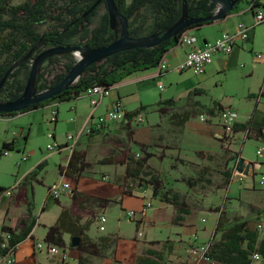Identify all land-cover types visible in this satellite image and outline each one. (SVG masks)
Returning a JSON list of instances; mask_svg holds the SVG:
<instances>
[{
	"label": "crops",
	"instance_id": "0c3cea01",
	"mask_svg": "<svg viewBox=\"0 0 264 264\" xmlns=\"http://www.w3.org/2000/svg\"><path fill=\"white\" fill-rule=\"evenodd\" d=\"M251 2L252 0H243L226 18L203 24L210 25L211 28L209 32H206V30L202 32L203 40L197 41L196 46L198 47H202L207 41H214L223 32H234L239 22H243L248 26L253 25L249 30V37L238 40L230 53H216L205 72L197 74L190 69L180 70L177 68L178 64L184 60L189 49L184 45H179L167 53L169 64L167 70L159 72L157 68H150L135 71L112 86L110 94L104 100L106 102L104 108L106 113L111 109L114 102L120 100L126 111H134L141 106H149L141 112L144 116L143 113L150 108H154L156 112H159V106L157 105L159 100L173 98L175 104L170 107L166 105L165 107L169 110L164 114L159 112V121L154 124L147 123L146 118L141 123L132 122L130 126L132 132L129 133V129L122 121H109L105 124H99V117L105 116L106 113L100 115L97 119L94 118V115L90 117L85 115V117L77 119L79 113H84L83 106L85 107V102H82L81 99L83 94L76 99L64 101L70 103L66 109L72 113L68 133H79L85 127H90L94 132L84 131L76 145L71 147L67 135L66 138L64 136V139H59L56 132L60 108L62 107L60 103L63 102H53L47 105L51 107L57 104L56 120L49 122L52 124L53 130L51 131L54 133L56 141L59 140L58 142L62 144V147L56 150L61 158L59 163L56 164L57 173L54 181L61 178L68 180L76 189V193L74 195L66 193L56 200L48 192L42 211L38 215L35 207L34 183L44 184L43 179L39 178V171L46 166L47 159L40 161L34 168L30 167L32 169L26 167L21 178L14 184H18V187L13 195L11 197L3 196L0 200V237L5 241L9 237L7 232L2 231L3 226H9L15 229L16 232H27L32 222H34V225L27 237L15 247L13 252L0 257V264H44V255L48 259L51 256L49 259L50 264H78L80 253L75 249L72 241L73 237L78 236L77 234L80 233L94 240H98L103 236L115 239V245H112L114 250L109 249L104 252L102 255L106 257L88 256V264H136L138 256L143 253L145 248L143 243L140 244L139 236H135L137 241L133 238V240L126 242L119 233L103 232L106 230V224H104V229L100 228L102 223H100L99 216L104 214L107 222L106 210L115 203H119L122 214L130 209L136 211L142 209L145 200L137 191L136 186L131 189L132 194L124 193L125 184L129 187L135 185L134 182L125 179V152L129 151L128 154L140 152L139 143L147 145L148 150L154 154L149 159L150 166L153 165L152 159H170L172 153L179 157L182 163H186L184 159L187 150L198 155L200 159L204 158L202 160L211 158L215 154L220 159L221 164L222 162L226 164L228 162L226 161L228 159L226 149L230 148L232 154H234L237 151L233 147L236 143L240 145V156L234 158V162H228V167L234 169L235 162L240 157L245 158L247 161H254L248 145L251 143L257 153L259 147H264V135L253 136L243 143L244 131L233 134L226 133L218 115L219 110L216 107V104H219L221 107L236 109L239 112L237 123H245L252 118L251 127L264 134V23L255 24L254 13L250 8ZM258 4L264 7V0H258ZM105 11L101 13H105ZM258 53H262L263 56L258 58ZM163 80L168 81V87L164 85ZM160 84L163 87H160ZM154 85L157 86L158 90H161L155 96L156 99L148 96ZM215 89L222 91L219 94L215 91V94L218 95H212L210 101H205L203 95ZM245 101L249 104V109L244 114L241 111V103ZM208 108H213L216 115L210 114L207 111ZM33 110L36 109L25 112ZM202 113L207 114V120H201L200 114ZM14 115L0 117L12 119ZM18 132L20 133L14 132L3 143L14 140L15 149L20 150L22 148V150H26L25 144L29 136V129H26V126L23 125ZM19 136L25 139L23 147L19 145L21 142ZM75 150L84 151L86 154L85 161L87 162V167L78 180L61 174L60 171L61 166L66 167L69 164ZM27 154L29 159L31 154L30 152ZM257 161L260 163L259 171H257L264 172V151L258 156ZM24 162L19 164L22 165ZM33 170L37 173L35 179L31 183L25 184V177ZM222 170L223 168L220 172ZM225 171L221 173L226 176L229 168ZM103 176L107 178L103 179ZM225 180L220 189L227 191L233 209H240L242 218L244 220L248 219L249 225L255 228L258 215L264 210V184H261L259 180L257 181L255 177L246 178L244 183L238 181L239 186L234 184L235 180L231 179L229 183ZM50 184L46 185L47 189ZM30 192L33 194L32 199L29 196ZM94 197L109 198L112 201L107 204H99L94 200ZM131 199H134V204L130 202ZM49 201L50 203H57L58 207L56 208V217L51 223L41 221V217L49 209L48 206L46 210ZM30 202L32 204L31 213L28 212ZM50 206L52 205L50 204ZM165 209V206L160 208V212L153 216L148 214V210L143 223L155 222L157 218H163ZM63 211L65 212L64 218H62L65 228L63 237L66 245L60 247V250L66 252L67 257L65 259H62V252L50 253L47 246L44 252L43 248L40 249L36 245L41 239L45 240L47 227L55 224ZM174 214L168 216L170 221H172ZM187 221L186 218L180 224L184 225ZM40 225L44 226V232L41 236H38L36 231ZM93 226L102 233H93ZM259 237L264 239V235L260 232ZM122 242H124V247L129 245L131 248L128 257L122 256ZM2 247H4V244ZM9 258H13L14 261L8 263ZM51 260L53 261L51 262ZM210 261L214 264H220L217 261ZM203 262H200V264H204ZM253 264H264V257L260 260H254Z\"/></svg>",
	"mask_w": 264,
	"mask_h": 264
},
{
	"label": "trees",
	"instance_id": "16d2710c",
	"mask_svg": "<svg viewBox=\"0 0 264 264\" xmlns=\"http://www.w3.org/2000/svg\"><path fill=\"white\" fill-rule=\"evenodd\" d=\"M13 1L0 0V81L14 63L21 61L31 50L32 54L9 74L6 83L0 89V99L2 100L13 101L22 95L34 57L42 51V48L68 44H89L92 47H99L109 44L114 39V31L110 27L109 13L104 0L88 16L83 18L82 15L97 0H63L62 2L59 0H24L17 4H14ZM186 1L190 17L210 16L214 14L216 9V4L212 0ZM241 1L243 0H239L238 3ZM115 2L119 12L129 19V32L133 37H142L154 32L164 31L172 26L182 15L183 0H115ZM103 4L106 11L99 14V9ZM145 9L152 14L153 21L149 25V16L143 12ZM96 15H99V20L92 27L94 16ZM46 23H51V26L48 30L41 31L40 26ZM207 23L210 22L197 23L189 28H198ZM185 30L153 47H140L120 51L95 62L84 70L73 86L53 98L33 104L19 112L42 108L53 102L70 101L83 95L88 88L94 85L112 87L135 71L157 68L167 53L172 48L180 45L179 38ZM74 38L77 41L74 42ZM74 63L62 65L56 55L49 57L41 65L37 74L36 87L38 92L57 85ZM174 104L175 100L173 98L159 100L157 103L159 106L158 111L160 114H164L169 110L165 106L170 107ZM147 107L149 106H141L134 111H126V117L129 121L122 122L129 129V133L132 132L130 126L134 117L141 114ZM216 107L218 110L223 108L219 104H216ZM207 111L212 115H216L213 108H208ZM19 112H0V116H11ZM251 122L252 118L245 123H236L233 128V133L244 131L243 143L253 136L264 135L263 132L254 130L251 127ZM93 132L91 130L90 133ZM14 145V140L4 142L0 148V154H5V151L15 149ZM139 150L140 152L138 153L132 152L128 154L129 151L125 152V179L134 182L135 185L129 187L125 184L124 193L132 194L131 189L135 186L140 193L144 188H147V185H144L143 182L152 185V197L159 198L161 201L173 205L176 213L172 221L180 224L191 213L186 197L178 190L165 187L160 176L152 170L149 159L154 154L148 150V146L139 143ZM233 155L234 158L240 156V151H236ZM85 158L86 154L84 151L75 150L69 164L66 167H60L61 174L78 180L87 167ZM232 171L233 169L226 173L225 182H230ZM36 174L35 170L31 171L25 177L24 183H31L35 179ZM147 176L150 177L149 180L145 179ZM188 181L192 184L190 179ZM209 182L211 181L209 180ZM2 189L4 188L0 187V190ZM75 193L76 189L73 190L72 195ZM94 200L99 202V204H107L112 201L109 198L97 197H94ZM31 211L32 204L30 202L28 212L31 213ZM64 214L65 212L63 211L57 222L47 227L45 242L65 247L66 242L63 237L65 228L64 223H62ZM225 215L226 211L222 210L213 231V234L217 235L212 236L208 242L207 256L220 264H253L252 255L256 251L264 257V239L259 237L260 230L256 226L252 228L248 219L234 218L230 220ZM33 225L34 222H32L27 232H16L15 229L9 226H3L2 231L7 232L9 237L7 241L0 237V257L7 255L11 251L13 252L15 247L27 237ZM77 235L80 237L79 244L75 246V249L80 253L78 264H88V256L90 255L106 257L102 255L104 252L109 249L114 250L112 245H115V239L109 236L94 240L83 236L82 233ZM173 241L172 239H167L163 244H169V247L172 248ZM5 242L6 245L2 247ZM159 244L161 242L157 240L149 242L145 246L143 253L138 256L136 264H166L164 250L156 247Z\"/></svg>",
	"mask_w": 264,
	"mask_h": 264
},
{
	"label": "rangeland",
	"instance_id": "374dc122",
	"mask_svg": "<svg viewBox=\"0 0 264 264\" xmlns=\"http://www.w3.org/2000/svg\"><path fill=\"white\" fill-rule=\"evenodd\" d=\"M23 1L24 0H14L13 3L17 4ZM59 1L62 2L63 0ZM105 9V5L103 4L99 9V14L102 11H105ZM143 12L145 13V15L149 16L148 25L151 24L153 21L152 14H150V11L147 9H145ZM98 20L99 15L94 16L92 27L98 23ZM50 26L51 23H46L40 26V30H48ZM210 28V25H203L201 27H198V29H190V31L198 36L199 42L203 40L202 32L204 30H206V32H209ZM73 41L75 42L77 41V39L74 38ZM45 48H42L41 50ZM55 55L62 65L76 62L78 59L77 55L71 51L62 52ZM163 81L164 85L168 87V81ZM150 91L151 93H149L148 96L152 99H156L155 96L161 92V90H158L157 86L155 85L152 86V89ZM215 91H217L219 94V92L222 90L215 89L209 91L206 95H203L204 100L210 101L212 99V95H218L215 94ZM105 98L96 108H94L90 103L91 96L88 94H84L81 97L82 102H85V107L83 106L84 113H79V115H77V119H81L85 117V115L89 117L91 115H94V118L97 119L100 115H104L106 113V110L104 111L106 103L104 101ZM61 104L62 107L60 108V115L56 132L59 139H64V136L66 138V135L68 133V127L70 125L69 122L71 121L70 116L72 115V113L70 111H67L66 109V107L70 104L69 102H63L60 103V105ZM241 105V111L245 114L249 109V104L245 101L244 103L242 102ZM54 108H57V104L51 107L45 106L29 112L20 114L17 113L12 119L0 117V148L2 147L3 141L8 137L10 138L14 134V132L17 131V133H20L18 131L20 130L21 126L24 125L26 126V129H29V136L25 144L26 150H22V148L19 151L17 149H13L10 150L7 154H0V187H13L15 182L21 178L22 172L26 167L34 168L40 161L47 159L46 166L39 171V178L43 179L44 184H40L37 182L34 183V197L36 204L35 207L38 215L41 213L42 207L44 206L47 198L48 189L46 185L53 183L54 179H56V164L59 163L61 158L58 151H51L47 148L48 142L52 141L51 139H49L47 134L51 130H53V127L51 126L52 124L49 121ZM143 114L146 118V121L148 120L147 123L149 122L151 124H154L155 122L159 121V112H156L154 108H150ZM24 140V137L19 138V141L22 142H20L19 144L20 147H23ZM248 146L250 154L254 157L253 160L257 161L259 155H257L255 148H253V145H251V143ZM233 147L234 150L240 151L239 143L234 144ZM226 150L228 154V159L226 161L234 162V156L231 149L227 148ZM29 152L31 154V157L25 162L22 161V155ZM185 153H187L186 156L184 155V160L186 161V163H182L180 161L181 159L174 153H172L170 159H152L153 165L151 167L152 170L160 176L165 187L178 190L186 197L191 210V213L186 216L188 219L186 224L181 225L170 221L168 216H172L174 212H176L174 206L162 202L159 198H153L151 189L152 185L143 182V184L147 185L146 187L149 189L147 196L153 203L152 207H150L148 211V214L150 216H153L154 214L160 212V208H163L165 206L166 209L163 213V218H157L155 222H145V224L143 223L138 228L137 222L130 219L129 216L122 214L120 211L119 203H115L108 207V209L106 210L108 221L104 223L106 224V230L103 232L119 233L127 242L133 240V238L135 239L137 237V231H141L143 235L139 237V239L141 240L140 244L143 243L146 246L151 241L157 240L161 242V244L157 245L156 247L164 250L166 264H190L188 262L190 257L188 256L190 244L193 242L197 244L206 243L211 239L212 236L217 235L213 234L212 232L218 220L217 217H219L222 210L226 211L225 217L230 218V220H233L234 218H242V211L240 209H233L230 198L227 196V191L225 189H220L221 186H223L224 180L227 178L221 172H226L225 170H227V168H229V170L231 169V167H228V162L226 164H223L222 162L221 164L220 159L215 154L212 155L211 158L202 160L204 158H198V155H196L192 151L187 150L185 151ZM194 155H196L197 157H194ZM20 162H24V165H20ZM221 168H223V170L220 172ZM263 174L264 172H258L255 175V179L257 181H260ZM145 179L149 180L150 177H145ZM189 179L192 181V184L190 183V181H188ZM209 180L211 182H209ZM234 184L236 186H239L238 181H234ZM29 196L30 199H32V192H30ZM130 202L132 204L135 203L134 199H131ZM50 204L52 206H50ZM56 204L57 203L54 202H48L46 210L48 209V206L49 209L47 212H45L46 210L43 211L45 213L41 217V221L51 223L55 219L56 208H58ZM202 218H205L206 221H203ZM43 232L44 226L40 225L36 231V234L38 236H41ZM92 232L102 233L100 230L96 229L95 226H93ZM260 233L264 235V228L260 230ZM196 234L198 236L197 240H195ZM167 239L174 240L172 248L169 247V244H163ZM41 241L46 243L42 239ZM122 246V256L128 257L131 251L130 246L128 245L124 247V242H122ZM45 248L46 245L43 248L44 252L46 250ZM44 256V264H50L49 259L51 256L49 257V259L46 255ZM52 261L53 260H51V262ZM203 263L214 264L210 260H204Z\"/></svg>",
	"mask_w": 264,
	"mask_h": 264
},
{
	"label": "built area",
	"instance_id": "2783aa9c",
	"mask_svg": "<svg viewBox=\"0 0 264 264\" xmlns=\"http://www.w3.org/2000/svg\"><path fill=\"white\" fill-rule=\"evenodd\" d=\"M250 8L253 10L254 18H255V24H261L264 23V7L258 4V0H252L250 4ZM254 24V25H255ZM253 26V25H252ZM252 26H248L243 22H239L237 24V28L234 32H223L217 39L214 41H207L202 47L196 46L198 38L197 36L190 31V29L185 30L182 32L180 38H179V44L184 45L188 47V51L186 53V56L184 60H182L177 68L180 70H186L190 69L194 73H203L207 69L208 65L212 63L214 59V55L218 52L223 53H230L233 48L235 47L236 43L240 39H247L249 37V30ZM263 56L262 53H258L257 57L261 58ZM169 68V64L167 62V55L163 60H161L160 64L157 66V69L159 72H163ZM160 87H163L162 84H160ZM112 87H107L103 85H94L90 88H88L84 94H88L91 96L90 102L91 105L96 108L102 100L107 97L111 92ZM219 118L222 122L223 128L225 129V132L228 134L233 133V128L235 124L238 122L239 118V112L231 107H223L218 112ZM57 116V110L54 108V110L51 113L50 122H54L56 120ZM201 120H207V114L202 113L200 114ZM109 121H129V119L126 117V110L123 108V104L120 100H117L112 104V107L105 116L99 117V124H105ZM145 121V117L142 114H139L138 116L134 117L132 122L135 123H141ZM88 130V133L91 132L90 127H85L82 131L79 133H68L67 139L71 143V147H74L78 140L80 139L82 133L84 131ZM48 137L52 140L47 144L48 150H59L62 147V144H60L58 141H56L54 133L50 131L48 134ZM264 151V147L261 146L257 149V154L260 155ZM9 151H5V154H7ZM28 154H23L21 160L25 161L28 159ZM242 158V157H240ZM238 158L235 162L234 169L232 171V180L239 181L244 183L246 178L251 177L254 178L255 175L258 173V168L260 163L258 161H252V164L248 170V173L245 174L244 172H240L237 169V162L239 161ZM106 176H103V179H106ZM260 183L264 184V174L261 176ZM18 187V184L14 185L13 187L4 188L0 190V200L3 196H9L11 197L15 191V189ZM73 186L72 184L66 180V179H59L54 181L48 186V192L49 195L52 196L54 199H58L62 195L69 193H73ZM141 197L145 200L144 205L140 211L136 210H126L125 215L129 216L130 219L137 222V224L142 225L144 218L146 216V212L152 207L153 203L151 199L148 198V188H144L141 192ZM101 229L105 228L104 223L106 222V216L104 214L99 216ZM203 221H206L205 218H202ZM256 228L258 230H261L264 228V210H262L258 216L257 222H256ZM137 235L140 237L143 235L141 231L137 233ZM198 239L197 234L195 235V240ZM209 241L206 243H191L189 246L188 253L190 256L188 262L190 264H200V262L204 260H211L209 256H207L206 251L209 247ZM6 245V242L4 243V246ZM38 248H44V246H47V250L50 253L56 254L62 252L60 250V247L56 244L51 243H44L42 241L37 242ZM12 252V251H11ZM10 252V253H11ZM67 257L66 252H62V259H65ZM253 260H260L262 258V255L259 252H254L252 255ZM14 261L13 258L8 259V263H12Z\"/></svg>",
	"mask_w": 264,
	"mask_h": 264
},
{
	"label": "water",
	"instance_id": "95a60500",
	"mask_svg": "<svg viewBox=\"0 0 264 264\" xmlns=\"http://www.w3.org/2000/svg\"><path fill=\"white\" fill-rule=\"evenodd\" d=\"M103 0H97L89 10L83 15L86 17L93 11ZM109 13L110 27L114 31V39L107 45L92 47L89 44L84 45H53L39 52L33 60L27 82L22 95L13 100L0 99V112H19L33 104L45 101L60 94L64 90L76 84L84 70L91 64L107 58L117 52L132 49V48H148L160 44L161 42L177 36L181 31L190 26L203 23L215 22L226 18L235 9L239 0H212L216 4V9L213 15L190 17L189 8L186 0H183L182 15L168 29L160 32H154L147 36L133 37L129 32V19L119 12L115 0H104ZM75 22V21H74ZM71 51L77 55L79 51H84L85 55L78 58L72 68L67 72L64 78L54 87L38 92L36 87V78L41 65L51 56L62 52ZM32 50L21 61L14 63L3 76L0 81V89L6 83L9 74L20 65V63L31 56ZM252 161H247L245 158H240L237 162V169L240 172L248 173ZM249 174V173H248ZM73 246H77L80 242V237H73Z\"/></svg>",
	"mask_w": 264,
	"mask_h": 264
},
{
	"label": "bare ground",
	"instance_id": "6f19581e",
	"mask_svg": "<svg viewBox=\"0 0 264 264\" xmlns=\"http://www.w3.org/2000/svg\"><path fill=\"white\" fill-rule=\"evenodd\" d=\"M85 55V52L84 51H79L78 53H77V57L78 58H81V57H83Z\"/></svg>",
	"mask_w": 264,
	"mask_h": 264
}]
</instances>
